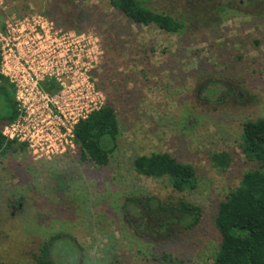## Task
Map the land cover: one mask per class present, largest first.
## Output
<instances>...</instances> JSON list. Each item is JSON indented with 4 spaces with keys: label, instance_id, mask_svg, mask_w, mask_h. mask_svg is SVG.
Returning a JSON list of instances; mask_svg holds the SVG:
<instances>
[{
    "label": "rangeland",
    "instance_id": "obj_1",
    "mask_svg": "<svg viewBox=\"0 0 264 264\" xmlns=\"http://www.w3.org/2000/svg\"><path fill=\"white\" fill-rule=\"evenodd\" d=\"M142 1L182 20L183 31L135 25L108 0H0V33L42 24L60 52L91 61L98 104L113 107L120 128L102 169L81 162L77 147L51 161L27 148L0 156V264H34L57 235V264H166L163 254L212 263L218 204L256 168L240 144L243 123L264 119V0ZM8 114L0 99V119ZM160 152L193 167L194 190L134 172L136 156ZM218 153L230 156L226 169L213 164ZM134 197L192 202L202 218L191 230L161 227L163 215L134 207Z\"/></svg>",
    "mask_w": 264,
    "mask_h": 264
},
{
    "label": "trees",
    "instance_id": "obj_2",
    "mask_svg": "<svg viewBox=\"0 0 264 264\" xmlns=\"http://www.w3.org/2000/svg\"><path fill=\"white\" fill-rule=\"evenodd\" d=\"M109 6L129 22L139 26H154L165 34H180L182 20L148 8L142 0H108ZM1 62V56H0ZM46 85V84H45ZM53 92L51 88H46ZM54 90V89H53ZM0 99L9 108V114L0 119V156L10 152L25 153L26 147L3 137L1 127L17 117L14 89L0 73ZM75 143L81 162L96 168L109 165L120 136L118 119L109 104L93 111L74 128ZM241 151L256 168L243 174L239 185L219 202L213 225L219 234L218 250L211 264H264V119L245 121L242 125ZM213 164L226 169L231 158L227 153L212 156ZM134 172L146 178L167 179L175 192L192 191L196 187V174L192 166L177 161L168 153L139 155L133 159ZM59 178L58 182H61ZM130 204L145 212L156 208L163 215L160 226L179 224L184 230L196 227L202 218L201 208L184 200L160 203L153 197H134ZM125 207L127 205H124ZM124 207V208H125ZM61 236L43 241L34 254V264H57L52 250ZM162 261L176 264L171 256L163 254Z\"/></svg>",
    "mask_w": 264,
    "mask_h": 264
},
{
    "label": "built area",
    "instance_id": "obj_3",
    "mask_svg": "<svg viewBox=\"0 0 264 264\" xmlns=\"http://www.w3.org/2000/svg\"><path fill=\"white\" fill-rule=\"evenodd\" d=\"M56 36L38 23L30 28L8 25L0 33V73L12 85L17 106L16 119L1 132L25 145L35 160L51 161L73 152L76 124L102 107L90 76L91 61L60 52L48 42Z\"/></svg>",
    "mask_w": 264,
    "mask_h": 264
},
{
    "label": "flooded vegetation",
    "instance_id": "obj_4",
    "mask_svg": "<svg viewBox=\"0 0 264 264\" xmlns=\"http://www.w3.org/2000/svg\"><path fill=\"white\" fill-rule=\"evenodd\" d=\"M18 207L20 208V205H18Z\"/></svg>",
    "mask_w": 264,
    "mask_h": 264
}]
</instances>
